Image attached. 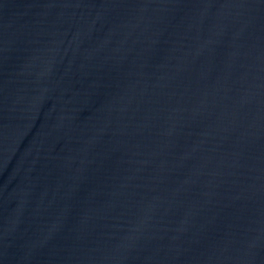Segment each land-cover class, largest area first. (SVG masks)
<instances>
[{
	"label": "water",
	"instance_id": "1",
	"mask_svg": "<svg viewBox=\"0 0 264 264\" xmlns=\"http://www.w3.org/2000/svg\"><path fill=\"white\" fill-rule=\"evenodd\" d=\"M0 264H264V0H0Z\"/></svg>",
	"mask_w": 264,
	"mask_h": 264
}]
</instances>
